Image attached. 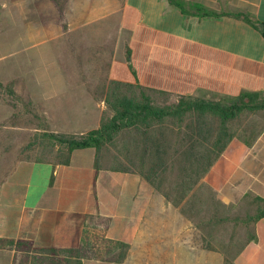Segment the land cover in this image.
Here are the masks:
<instances>
[{
  "label": "crops",
  "instance_id": "0c3cea01",
  "mask_svg": "<svg viewBox=\"0 0 264 264\" xmlns=\"http://www.w3.org/2000/svg\"><path fill=\"white\" fill-rule=\"evenodd\" d=\"M1 3L5 31L0 42L17 56L5 63L2 79L43 107L55 132L82 134L98 128L110 110L111 81L175 99L230 101L256 94L264 101V33L259 27L264 0ZM53 51L71 59L49 66L44 57L32 66L34 58ZM73 56L86 59L87 65L73 66ZM90 59H106L109 65L95 66ZM71 107H78L73 120ZM121 139L116 146L123 152H104L99 162L93 147L74 150L68 164L19 161L0 184V237L30 240L42 248L110 252L106 259L85 257L84 264H115L114 253L127 243V264L137 245L152 235L151 228L163 227L173 211L136 168L125 166L123 154L130 151ZM203 181L223 202L249 206L254 213L252 231L235 263L264 264V123L248 134H235ZM99 239L105 244L93 241ZM16 253L23 256L16 248H0V264H17Z\"/></svg>",
  "mask_w": 264,
  "mask_h": 264
},
{
  "label": "rangeland",
  "instance_id": "374dc122",
  "mask_svg": "<svg viewBox=\"0 0 264 264\" xmlns=\"http://www.w3.org/2000/svg\"><path fill=\"white\" fill-rule=\"evenodd\" d=\"M0 9L5 10V5L0 4ZM0 24L4 19L0 18ZM5 28L0 26V33ZM4 42H0V71L7 69V62H14L16 54L5 50ZM43 47H46L42 45ZM55 45L52 44L51 47ZM39 47V46H38ZM7 49V48H6ZM47 49V48H46ZM34 53V52H32ZM59 52L48 53L34 58L33 64L41 58L48 57L45 65L63 66L61 60L71 59L69 56H60ZM75 55V53H74ZM73 66L87 65L86 59H76L73 56ZM29 61L22 59V61ZM42 60V59H41ZM27 61L25 63L27 64ZM93 60H88L92 62ZM98 64H95L98 62ZM94 60L92 65H109L107 60ZM2 69V70H1ZM0 72V184L8 177L10 172L21 160L56 159L59 146L50 144L47 140L34 141L37 134L53 131L43 107L25 94L16 90L15 83L5 82V74ZM103 89L107 85L106 76H101ZM3 78V79H2ZM12 84V86H10ZM112 86L109 83V88ZM13 88L19 96L13 95L9 89ZM158 104H171L178 101L169 95L155 94ZM71 107L69 115L73 120ZM76 115L79 111H76ZM212 123V122H211ZM264 123V110H244L236 119L230 122L231 131L234 134L245 135L252 129L260 127ZM191 121L178 126L173 119H167L166 125L158 133V139H162L166 146L162 150L169 151L164 163H159L154 172H151V182L161 193L168 204L172 206L173 219H168L163 227L151 228L152 235L140 242L137 249L131 253L127 264H236L235 256L245 243L252 231L253 214L249 206H237L227 204L219 199L217 193L209 187L202 177V166L196 162L199 154L192 157V135L197 131L190 126ZM213 124V123H212ZM159 128V127H158ZM156 128V129H158ZM173 130V132H172ZM214 132L208 126L205 127L202 137H210ZM197 136H195L196 138ZM211 139V138H210ZM124 142V138L121 139ZM206 142V141H205ZM170 145V144H169ZM111 151L118 154V147ZM197 149L204 150L200 145ZM123 151V148H121ZM120 150V151H121ZM133 157H138L141 148L132 146ZM119 151V152H120ZM195 151V150H194ZM192 162L194 165H192ZM151 163L146 164L147 167ZM201 176V177H200ZM178 216V218H177ZM156 231L159 234H156ZM7 243V242H6ZM7 250L14 247L5 244ZM120 250L118 254L122 253ZM129 254V249L127 256ZM117 253H114V256ZM118 256V255H117ZM17 263L24 260V256L17 257ZM127 258V257H126Z\"/></svg>",
  "mask_w": 264,
  "mask_h": 264
},
{
  "label": "trees",
  "instance_id": "16d2710c",
  "mask_svg": "<svg viewBox=\"0 0 264 264\" xmlns=\"http://www.w3.org/2000/svg\"><path fill=\"white\" fill-rule=\"evenodd\" d=\"M259 27L264 33V23H261ZM12 83L14 84V82ZM111 84L107 95V104L110 110L105 112L98 128L82 134L49 130L37 134L34 141L47 140L50 144L59 146L56 159L52 161L68 164L74 150L93 147L97 149L99 162L104 152L108 153L111 146H116L118 139L122 137L124 143L127 144V151H130V153L124 152L125 154H123L129 163L125 166L129 169L136 168L139 174L151 182V172H154L159 163H164L166 156L170 153L162 148L171 146V143L166 146L162 139H158V133L166 125L167 119H173L178 126L191 121L190 126L195 129L194 131H197V135H192L193 144L189 150L192 151V157L199 154L196 162L199 165L204 164L202 166L203 177L235 136L231 131L230 122L246 109L251 111L264 109V101H259L256 94L230 101L182 96L175 103L162 105L155 100L154 96L157 92L143 86L117 81H111ZM0 85L3 86L1 81ZM9 91L15 96L18 95L13 88H10ZM19 98L23 99L22 96ZM47 123L49 122L47 121ZM206 126L214 132L209 133L210 137L206 138L205 142V137L202 135ZM195 136L197 137L195 138ZM135 144L141 148L138 157H133L131 152L132 147L130 146H135ZM199 145L204 150L197 149ZM35 160L51 159L38 158ZM148 163H151L149 167L146 166ZM122 165L124 164L122 163ZM192 165H194L193 162ZM148 170H151L149 174L146 173ZM93 241L105 244L101 239ZM5 244L13 246L25 257L17 264H84L85 257L106 259L110 256V252L107 254L106 251L42 248L30 240L18 239L15 241L0 237V248H6ZM129 247L130 245L127 243H120V250L123 252L113 257L115 264H123Z\"/></svg>",
  "mask_w": 264,
  "mask_h": 264
}]
</instances>
